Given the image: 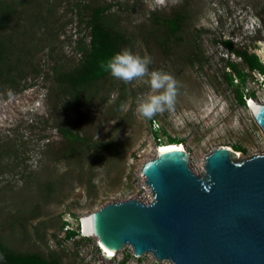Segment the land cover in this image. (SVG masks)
Instances as JSON below:
<instances>
[{
  "label": "rangeland",
  "instance_id": "rangeland-1",
  "mask_svg": "<svg viewBox=\"0 0 264 264\" xmlns=\"http://www.w3.org/2000/svg\"><path fill=\"white\" fill-rule=\"evenodd\" d=\"M0 4L15 10L0 30L7 55L0 66V242L60 264H171L150 254L135 257L128 245L106 259L94 236H82L79 220L109 203L151 202L140 168L154 158L157 138L162 145L181 142L196 175L203 172L204 157L220 146L238 149L237 159L264 154V134L246 103L264 102V77L249 72L221 44L230 41L264 66V0ZM97 6L108 8L105 20L123 36V48L149 55L150 70L174 76L172 110L152 119L138 115V102L150 92L147 78L125 84L107 76L79 93L57 83L56 73L79 66L77 41L88 43L79 19H87L84 7ZM175 14L181 15L180 29L166 40L156 19ZM229 63L237 70L227 68ZM58 128L70 129L86 143L66 142ZM69 231L76 235L66 239Z\"/></svg>",
  "mask_w": 264,
  "mask_h": 264
},
{
  "label": "water",
  "instance_id": "water-1",
  "mask_svg": "<svg viewBox=\"0 0 264 264\" xmlns=\"http://www.w3.org/2000/svg\"><path fill=\"white\" fill-rule=\"evenodd\" d=\"M248 108L264 134V102ZM188 159L177 146L146 160L151 202L100 207L85 219L89 236L113 254L128 244L135 257L171 264H264V154L237 159L220 146L200 175Z\"/></svg>",
  "mask_w": 264,
  "mask_h": 264
},
{
  "label": "trees",
  "instance_id": "trees-1",
  "mask_svg": "<svg viewBox=\"0 0 264 264\" xmlns=\"http://www.w3.org/2000/svg\"><path fill=\"white\" fill-rule=\"evenodd\" d=\"M84 12L88 11L87 19L80 23L85 24V29L88 30V43L85 44L81 39L77 41V50L82 55L80 64L72 71L58 72L56 73V81L64 88H69L75 93H79L83 90L91 88L97 81L104 79L107 76H111L108 72L102 71L99 67L101 62H106L114 53L120 51L124 46V38L105 20V12L108 10L106 7H84ZM15 14V10L7 5L0 4V30L4 29ZM158 24H161L165 28V39L169 36L175 35L181 25V15L175 14L170 19H156ZM221 44L231 54L238 57L242 63L246 66L249 72L256 71L258 74L264 77V66H262L257 58L253 55H249L246 52L236 51L230 41H223ZM3 45L0 43V66L5 62L6 53L4 52ZM227 68L230 70H237L234 64H227ZM19 72V71H18ZM236 75L241 77V73L237 72ZM228 81L231 82L230 75ZM264 81V80H263ZM237 102L244 106L242 95H237ZM58 132L63 139L74 145L82 146L86 143V140L80 137L78 134L73 133L68 128H58ZM175 140H170L169 144H178ZM93 147L96 144H92ZM234 151H239L234 149ZM76 235V232H66L65 238L70 239ZM0 254L4 259L0 260V264H60V262L53 257L43 258L35 253H20L14 252L5 247L0 242Z\"/></svg>",
  "mask_w": 264,
  "mask_h": 264
},
{
  "label": "clouds",
  "instance_id": "clouds-1",
  "mask_svg": "<svg viewBox=\"0 0 264 264\" xmlns=\"http://www.w3.org/2000/svg\"><path fill=\"white\" fill-rule=\"evenodd\" d=\"M152 63L149 55L141 56L131 48L124 47L99 65L102 71L125 84L147 78L150 92L138 102L136 109L138 115L145 119L172 110L178 88V82L171 73L162 69L150 70ZM3 259L0 254V260Z\"/></svg>",
  "mask_w": 264,
  "mask_h": 264
},
{
  "label": "bare ground",
  "instance_id": "bare-ground-1",
  "mask_svg": "<svg viewBox=\"0 0 264 264\" xmlns=\"http://www.w3.org/2000/svg\"><path fill=\"white\" fill-rule=\"evenodd\" d=\"M246 103H247V105H248V107H252L254 104H258L257 102H255V101H253L252 99H248L247 101H246ZM177 146H179L180 148H183L181 145H176V144H160V145H158L157 147H156V150H155V156H156V154L158 153V152H161V151H163V150H167V149H169V148H174V147H177ZM154 156V157H155ZM87 217V216H86ZM86 217H84V218H82V220H81V233H83L82 234V236H89V234L87 233V228H86ZM126 245H128V244H125L124 246H126ZM97 246H99V248H100V250H101V253H102V255H103V257L104 258H106V259H109V258H111V257H114L115 255L113 254V253H111L110 251H108V250H105L104 248H102L99 244H97ZM123 246V247H124ZM129 246V245H128ZM131 248V247H130ZM132 249V248H131Z\"/></svg>",
  "mask_w": 264,
  "mask_h": 264
},
{
  "label": "built area",
  "instance_id": "built-area-1",
  "mask_svg": "<svg viewBox=\"0 0 264 264\" xmlns=\"http://www.w3.org/2000/svg\"><path fill=\"white\" fill-rule=\"evenodd\" d=\"M153 131H154V132H157V131H158V126H157L156 124L154 125ZM157 142H158V145L161 144V141H160L159 138H157ZM79 222H80V220H79ZM79 224H80V223H79ZM80 231H81V230H80Z\"/></svg>",
  "mask_w": 264,
  "mask_h": 264
}]
</instances>
